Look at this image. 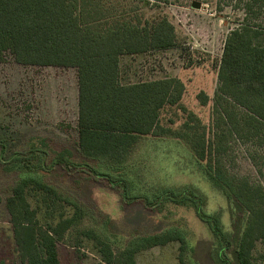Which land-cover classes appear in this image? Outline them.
I'll list each match as a JSON object with an SVG mask.
<instances>
[{
    "label": "trees",
    "instance_id": "obj_1",
    "mask_svg": "<svg viewBox=\"0 0 264 264\" xmlns=\"http://www.w3.org/2000/svg\"><path fill=\"white\" fill-rule=\"evenodd\" d=\"M173 1L177 0H138L139 4L129 6L116 0H0V63L10 58L23 66L77 68L79 150L84 158L99 164L78 163L68 150L57 154L55 164L68 171L88 169L118 188L127 204L141 201L156 210L166 201L185 206L192 202L197 217L223 246L216 251V262L230 264L224 256L231 245L230 234L224 230L220 212L205 210L203 194L190 186L141 190L139 170L127 167L144 136L184 141L195 158L205 162L201 167L210 182L247 214L237 241L238 263L261 264L254 252L257 243L264 241V0H219L242 15L226 36L209 126L182 104L186 86L180 78L123 81L122 56L179 46L175 26L167 16L153 20L143 12ZM198 98L204 105L210 99L204 92ZM168 106L179 107L185 114L180 127L163 124L162 113ZM238 145L246 149L257 171L254 180L230 168ZM19 159L31 174L14 185L6 208L23 264H62L60 243L69 242L80 252L85 240L93 243L104 264H138L139 251L179 241V264H191L181 229L139 235L124 247L115 246L94 229H81L84 210L79 202L33 176L38 171L25 156L19 154ZM30 185L45 202L71 205L73 214L55 224H41L27 197Z\"/></svg>",
    "mask_w": 264,
    "mask_h": 264
},
{
    "label": "rangeland",
    "instance_id": "obj_2",
    "mask_svg": "<svg viewBox=\"0 0 264 264\" xmlns=\"http://www.w3.org/2000/svg\"><path fill=\"white\" fill-rule=\"evenodd\" d=\"M134 6L138 0H116ZM200 2L199 8L192 3ZM143 9L145 17L167 16L174 24L178 47L155 52L124 55L121 58L123 81L137 82L178 77L186 86L182 104L195 112L209 126L213 97L218 86V70L226 36L242 15L219 0H177ZM204 92V105L198 94ZM79 76L77 68L57 66H23L12 59L0 63V264H23L14 244V233L6 208V198L14 185L29 176L19 154L43 178L63 195L79 202L83 219L80 228L94 229L107 236L115 246L124 247L132 238L169 228L181 229L188 242L186 258L191 264H218L216 251L221 242L209 225L200 220L192 202L177 205L166 201L156 210L141 201L127 204L121 191L86 168L68 171L55 164L58 153L68 150L78 163L96 166V159L84 158L79 150ZM185 120L179 107L163 110L162 122L178 128ZM174 121V124L170 122ZM230 162L232 172L257 178V171L246 149L237 146ZM190 147L173 136H144L135 145L128 169L139 170L141 190L164 187L196 188L205 196V210L220 212L231 245L224 252L230 264L237 260V241L243 230L246 212L235 201L216 188L204 174ZM40 167V168H39ZM42 167V168H41ZM86 167V166H84ZM29 173V175H28ZM158 187V188H157ZM136 191V190H135ZM156 191V190H155ZM154 192V191H152ZM27 197L38 211L41 224H55L73 214L74 208L64 201L45 202L32 185ZM179 241L141 250L138 264H179ZM62 264H104L91 241L85 240L80 252L69 242L60 243ZM254 255L264 264V241L257 243Z\"/></svg>",
    "mask_w": 264,
    "mask_h": 264
},
{
    "label": "water",
    "instance_id": "obj_3",
    "mask_svg": "<svg viewBox=\"0 0 264 264\" xmlns=\"http://www.w3.org/2000/svg\"><path fill=\"white\" fill-rule=\"evenodd\" d=\"M192 6H193L194 8H199V7H200V2L194 1V2L192 3Z\"/></svg>",
    "mask_w": 264,
    "mask_h": 264
}]
</instances>
